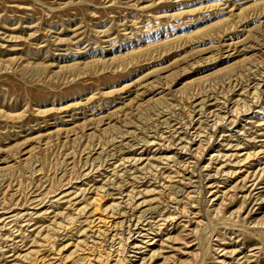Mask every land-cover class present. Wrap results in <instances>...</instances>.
Instances as JSON below:
<instances>
[{
  "label": "rangeland",
  "instance_id": "rangeland-1",
  "mask_svg": "<svg viewBox=\"0 0 264 264\" xmlns=\"http://www.w3.org/2000/svg\"><path fill=\"white\" fill-rule=\"evenodd\" d=\"M0 264H264V0H0Z\"/></svg>",
  "mask_w": 264,
  "mask_h": 264
},
{
  "label": "bare ground",
  "instance_id": "bare-ground-1",
  "mask_svg": "<svg viewBox=\"0 0 264 264\" xmlns=\"http://www.w3.org/2000/svg\"><path fill=\"white\" fill-rule=\"evenodd\" d=\"M129 160V159H128ZM128 173V172H127ZM188 186V185H187ZM180 190V189H179Z\"/></svg>",
  "mask_w": 264,
  "mask_h": 264
}]
</instances>
